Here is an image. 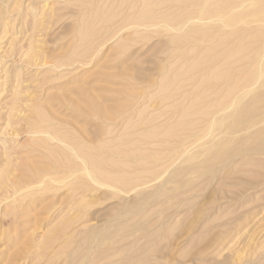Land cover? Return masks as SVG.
<instances>
[{
	"label": "rangeland",
	"instance_id": "obj_1",
	"mask_svg": "<svg viewBox=\"0 0 264 264\" xmlns=\"http://www.w3.org/2000/svg\"><path fill=\"white\" fill-rule=\"evenodd\" d=\"M132 1L0 0V264H264V154L229 158L232 147L264 141V117L257 133L206 128L215 111L226 115L229 98L220 100L233 78L246 87L254 54L233 64L231 79L219 57L204 64L237 39L261 46L263 35L225 33L217 14L228 11L206 13L205 0ZM250 2L228 9L252 24L249 31L264 30L249 17ZM215 71L229 76L210 78ZM192 106L210 117L186 118ZM61 138L88 152L78 154L97 182ZM212 140L218 146L205 151ZM59 155L69 156L67 165L56 164ZM240 157L245 164H236Z\"/></svg>",
	"mask_w": 264,
	"mask_h": 264
},
{
	"label": "bare ground",
	"instance_id": "obj_2",
	"mask_svg": "<svg viewBox=\"0 0 264 264\" xmlns=\"http://www.w3.org/2000/svg\"><path fill=\"white\" fill-rule=\"evenodd\" d=\"M140 1H147V0H140ZM210 1L211 0H205V3H204V7L206 8V13L208 12L209 14H212V13H210L211 11H215V9L216 10H219V9H217L216 7H221V8H224V9H226L228 12H223V13H221V14H217V17H218V19H220V24L222 25V26H224V32L225 33H230L231 35H232V37H238V38H244L245 36H257V35H263V37H260V38H262L263 39V45H261V46H256V45H253L251 42H247V43H249V45L248 44H244V46L243 45H241V44H239L238 46L236 45V41L238 40H236L235 41V39H233L235 42H234V44L231 46V49L228 51V52H224L223 53V50L222 49H219V55H214L212 58L210 57L208 60H206V61H204V64H208L209 65V63H212L215 59H217L218 60V57L220 58V60H222V61H224V62H227V64L229 65L228 66V68H229V73H230V79L233 77V76H231V71H233V64L234 63H236V62H239V61H241L242 59H244L245 57H247L248 59H249V57H248V55H253L254 56V60H252L253 62H250V63H252V65H251V68H250V70H249V74H250V78H249V80L246 82V87H242V85L241 84H239L238 82L239 81H236L235 80V78H233V81H231L229 84H228V87L226 88V90L224 91V93H223V96H224V98H221L222 100H220V101H224L225 100V96L227 97V98H229V102H225V103H223V107H222V110L223 111H225V113H226V115L225 116H223V117H219V115H218V113L217 112H219V110H217V111H215L214 113H213V115H212V117H210V112L207 110V109H194V106H192V108H191V110H187V112H186V114H187V117H186V114H185V116L183 117V119L186 117V118H188V115H193V114H200V115H203V116H206V117H210V119H209V121L207 122V126H206V128H207V134H211L212 133V131L214 130V128H215V126H218V125H223V126H225V128L224 129H226V130H229V132H236V131H239V130H243V131H251V132H253L254 131V133H257V129L255 128V125L257 124V122H258V117H261V119H263V117H264V30H262V27L259 29V28H257V30L258 31H256V28L254 29V31L255 32H253V29H252V31H249V29L251 28V26H252V24H250V25H248V20H245V19H243V18H245L244 16H235V15H233V14H231V12L233 11V10H230V9H228V6L230 5V3L231 2H234V1H236V0H222L220 3H217V5L215 4V7H213L212 5H210ZM135 0H134V2L132 1V3H134V5H135ZM137 2H138V0H137ZM138 4V3H137ZM190 4V3H189ZM188 4V5H189ZM192 5H194L193 3H191ZM256 4V7L255 8H253L254 9V11L252 12V14L251 15H249V17H252L253 18V20L255 21V22H259V23H261V22H263L264 23V0H262L261 1V3H260V0H251V2H250V5L252 6H254ZM155 5H158L157 3L155 4ZM155 5H153V7H155ZM238 5L239 6H242V3L240 2V3H238ZM151 6V5H150ZM150 6H148V7H150ZM142 7H144V6H142ZM150 8H152V7H150ZM149 8V9H150ZM202 6H201V9H200V16H201V12L203 11L202 10ZM146 9V8H145ZM155 10H157V9H155ZM160 11V10H159ZM164 13V12H163ZM205 13V14H206ZM143 14V13H142ZM162 14V13H161ZM168 14H170V13H168ZM204 14V15H205ZM171 15V14H170ZM162 16H164V14H162L160 17H162ZM157 17V16H156ZM202 17H203V15H202ZM149 18V17H148ZM125 19V18H124ZM157 19V18H156ZM197 19H201V18H197ZM148 20H150V19H148ZM161 20V19H160ZM165 21H167V20H165ZM251 22H252V20H250ZM240 23L239 25H237V23ZM250 22V23H251ZM169 27L167 28L168 30H173L176 26L175 25H173V24H167ZM256 25H257V23H256ZM264 28V27H263ZM211 31V30H210ZM116 33V32H115ZM210 33H212V31L210 32ZM210 35V34H209ZM212 35V34H211ZM210 35V36H211ZM224 35V34H223ZM222 39L224 40V38L223 37H221L220 39H219V44L221 43V47H224V45H223V42H222ZM216 40H218V39H215V41ZM232 40V41H233ZM235 45V46H234ZM243 49V50H242ZM241 50H242V52H241ZM251 53H253V54H251ZM32 54H34V53H31V56H32ZM30 55V54H29ZM35 55V54H34ZM33 55V56H34ZM37 55V54H36ZM38 57V56H37ZM37 57H36V59H37ZM31 58V57H30ZM34 59H35V56L33 57ZM32 58V59H33ZM33 59V60H34ZM203 62H200L199 64H196V65H194V66H192L191 67V69L192 68H194V67H198L197 65H201ZM216 64L217 63H213V64H211L210 66L212 67H210L211 69H213V67H215L216 66ZM218 65V64H217ZM198 70V69H197ZM210 70V69H209ZM208 70V71H209ZM216 72V71H215ZM213 72L212 73V75H211V77L210 78H213V79H215V80H219V77H225V78H228V76H229V74L228 73H226V72H222V73H218V72ZM204 77H206V73H205V76ZM203 78V77H202ZM204 79H206V78H204ZM207 79H209V76H208V78ZM229 79V80H230ZM227 81V80H226ZM219 85V84H218ZM217 85V86H218ZM226 86V85H225ZM261 87L262 89H261V91L260 92H255L254 94H252L251 95V97L249 98V100H247V101H245L244 100V98H245V96L247 95V94H249V93H251V90H254V88L255 87ZM217 88V87H216ZM219 89V88H218ZM204 97V96H203ZM199 98H201V97H199ZM195 100H200V99H198V97H196L195 98ZM217 100H218V98H217ZM212 101V100H211ZM219 101V100H218ZM218 102L219 104H217L218 106H219V108L222 106V102ZM214 102H215V100H214ZM98 103V102H97ZM212 103V102H211ZM99 104V103H98ZM216 105V106H217ZM209 106V105H208ZM100 107H102V106H100ZM206 107V106H205ZM104 109V110H103ZM99 110V109H98ZM103 110V112H105L106 110H105V108L103 107V108H101V110H100V112ZM45 113V112H44ZM44 113H42V114H44ZM106 113V112H105ZM46 114V113H45ZM227 114H229V115H227ZM40 115H41V113H40ZM38 116L39 117V120H40V118H45L46 119V116L45 115H42V117L41 116ZM262 115V116H261ZM105 117V116H104ZM45 119H43V120H41L40 122H44V120ZM182 119V120H183ZM194 119H196V118H194ZM226 121V122H225ZM261 121V120H260ZM225 122V123H224ZM181 123V121L180 122H178V124H180ZM223 123V124H222ZM263 123H264V120H263ZM127 124V123H126ZM175 124V123H174ZM178 124H176V125H178ZM225 124V125H224ZM174 126V125H172V124H169L168 126ZM181 125V124H180ZM31 126V125H30ZM126 126V125H125ZM132 127V126H131ZM134 127V126H133ZM157 127V126H156ZM156 127H150L151 129H152V131H155L156 129ZM256 129H254V128ZM33 128H34V125L32 126V130H33ZM36 128H39V127H36ZM35 128V129H36ZM130 128V127H129ZM251 128H253V129H251ZM158 129V128H157ZM160 129H162V127H160ZM251 129V130H250ZM131 130V129H130ZM107 131H108V129L105 131L106 133H107ZM111 131H113V130H111ZM109 132V133H112V132ZM137 131V130H136ZM147 131H150V130H147ZM157 131V130H156ZM167 132V133H171V132H173V127H167V129H164V132ZM264 131V130H263ZM100 133V131H97V133ZM146 132V131H145ZM164 132H162V131H159L158 130V133H161V134H163V135H165L166 133H164ZM260 132V131H259ZM46 133H47V131H46ZM133 133H135V131L133 132ZM137 133V132H136ZM143 133V132H142ZM154 133V132H153ZM47 134H49V132L47 133ZM87 134V133H86ZM105 134V133H104ZM247 134H248V132H247ZM251 135H252V133H250ZM263 134V133H262ZM84 135H85V133H84ZM94 135V134H93ZM111 135V134H110ZM136 135V134H135ZM141 135H144V133L143 134H141ZM251 135H248V137L249 136H251ZM107 136V135H106ZM138 136H140V135H138ZM264 136V135H263ZM85 137H86V135H85ZM259 136L257 135V138H258ZM262 137V136H261ZM260 137V138H261ZM81 138V137H80ZM91 138V137H90ZM108 138H109V135H108ZM263 138V137H262ZM63 138H61V139H59V141L60 142H62L64 145H66V147H68V149H69V151L73 154V155H75V157H78V158H80V164H78L79 163V159H78V161H72V162H75L77 165H80V170H81V172L82 173H84V174H86L87 176H89L92 180H94V181H96L97 180V171H93V170H95V169H92L91 168V166L89 167L88 166V163L86 162V159L85 158H83V157H81L78 153H80V151L82 150H79V149H75L72 145H73V142H71L72 143V145L71 144H69V141L68 142H66L67 140H62ZM66 139V138H65ZM245 139V138H244ZM253 139V138H252ZM264 139V138H263ZM57 140V139H56ZM250 140V139H249ZM248 140V141H249ZM109 141V140H108ZM209 141V140H208ZM207 141V142H208ZM225 141V143H226V141H229V139L227 138V139H225L224 140ZM234 141V140H233ZM247 141V143L250 145V143H252L249 147H247V143L245 144V146H244V148H242V149H240L239 148V150H237V151H234L233 150V148H235V147H232V152H234L232 155L231 154H229L230 155V157L229 158H231V157H233V156H235V154H237L238 155V153L239 152H244L247 156H253V154L254 153H257V154H259V155H257V157H255L256 159L255 160H258L257 158H259L260 157V155L261 154H264V151H262V153H261V150L262 149H264L263 147H264V141H257L256 139L254 140V141H250V143ZM102 142V141H101ZM230 142V141H229ZM100 143V142H99ZM99 143H97V144H99ZM103 143V142H102ZM223 144V142H222V144H223V146H221V149L224 151V152H226L227 153V149H228V145L227 144ZM75 145L74 146H78V143L77 142H75L74 143ZM81 144V143H80ZM92 144V143H91ZM105 144V143H104ZM215 144H216V142H215V140H212V141H210V142H208V143H206V145L207 146H204L203 148H204V150L205 151H207V150H209V149H212L214 146H215ZM219 144V143H218ZM243 144H244V142H243ZM82 145V144H81ZM80 145V146H81ZM85 145V147L86 146H88L89 145V143H88V145L85 143L84 144ZM90 146V145H89ZM105 146V145H104ZM203 146V145H202ZM201 146V147H202ZM216 146H218L217 144H216ZM240 146H242V144L240 145ZM239 146V147H240ZM82 147V146H81ZM91 147V146H90ZM88 148L87 150L88 151H91V149L93 148V147H91V148ZM101 147H102V144H101ZM220 147V146H219ZM104 148V147H103ZM112 148V150H113V146L111 147ZM110 148V149H111ZM229 148H230V146H229ZM236 148H238V147H236ZM64 150H65V148H63ZM83 149H85V148H83ZM130 149H131V147H130ZM134 149V148H133ZM187 149H188V147H187ZM187 149L185 148L184 149V152L182 153L183 155L185 154L186 155V153L187 152H189V151H187ZM245 149V150H244ZM98 150V149H97ZM105 150V149H104ZM125 150V149H124ZM132 150V149H131ZM217 150V149H216ZM230 150V149H229ZM230 150V151H231ZM244 150V151H243ZM247 150V151H246ZM63 151V150H62ZM83 151H85V150H83ZM109 151V150H108ZM116 152H117V150H115ZM114 151V152H115ZM119 151V150H118ZM133 151V150H132ZM135 151H137V150H135ZM221 151V150H220ZM59 152H61V151H59ZM58 152V153H59ZM67 153H68V151H66ZM66 152H64L65 154H66ZM70 152H69V155H70ZM95 152L96 151H94V155H96L95 154ZM101 152H103V151H101ZM121 152V151H120ZM157 152V151H156ZM232 152H229V153H232ZM260 152V153H259ZM58 153H56L57 155H58ZM63 153V154H64ZM83 153H85V152H81L80 154H83ZM86 153H88V152H86ZM86 153L85 154H83V155H86ZM89 153H91V157H93V153L92 152H89ZM96 153H98V152H96ZM104 153V152H103ZM111 153H113V151H111ZM130 155H131V153L132 152H128ZM127 153V154H128ZM133 153H134V151H133ZM132 153V154H133ZM213 153L215 154V155H217L214 151H213ZM218 153V152H217ZM253 153V154H252ZM63 154H61V155H63ZM100 154V153H99ZM128 154V155H129ZM157 154H158V152H157ZM228 154V153H227ZM240 154V153H239ZM61 155H59L58 157H57V159L55 160V162H56V164L59 166V164L63 167V165H65L67 162H68V158H69V156H68V158L66 159L65 158V161H63L64 159H63V157H64V155H63V157L61 156ZM67 155V154H66ZM65 155V157H67ZM113 155H114V153H113ZM113 155L111 154V156L113 157ZM117 155H119V154H117ZM127 155V156H128ZM130 155L128 156V157H130ZM182 155V156H183ZM236 155V156H237ZM242 155H243V153H242ZM241 155V156H242ZM62 158H61V157ZM97 156V155H96ZM120 156H122V155H119V157H116V158H120ZM227 156V155H226ZM245 156V155H244ZM254 156H256V154L254 155ZM253 156V157H254ZM53 157H56V156H54L53 155ZM70 157H71V155H70ZM101 157V156H100ZM111 157V158H112ZM217 157V156H216ZM216 157H214L213 155L211 156V158H210V160H209V164H210V162H212L211 160H214V158H216ZM251 157H248V159L249 158H251ZM60 158H61V160H60ZM87 158H88V156H87ZM114 158V157H113ZM115 158V160H117ZM223 158H224V156H223ZM237 158V157H236ZM244 158V157H243ZM247 158V157H246ZM261 159V162H263L262 161V158L264 159V157L262 156V157H260ZM60 161H59V160ZM77 159V158H76ZM94 159V158H93ZM96 159V158H95ZM220 159H221V157H220ZM247 159V160H248ZM66 160H67V162H66ZM70 160H72V159H70ZM101 160H102V158H101ZM119 160V159H118ZM129 160V162H130V160H131V158L130 159H128ZM222 160H224V159H222ZM233 160V159H232ZM237 160V159H236ZM240 160H242V162H243V159H241V157H240V159L238 160V162L240 161ZM251 160H253V158L251 159ZM53 161H54V159H53ZM93 161V160H92ZM91 161V162H92ZM95 161V160H94ZM97 161H98V159H97ZM125 161V160H124ZM124 161H122V163H119V164H122L123 165V162ZM215 161V160H214ZM221 161V160H220ZM229 161H231V160H229ZM249 162H250V160H248ZM254 161V160H253ZM71 161H69V165L71 166V164L72 163H70ZM78 162V163H77ZM99 162H100V160H99ZM126 162H127V160H126ZM129 162H128V166H129ZM131 162H132V160H131ZM235 162V161H234ZM238 162H236V164H240V165H242V163H241V161H240V163H238ZM75 163H73L74 165H75ZM118 163V162H117ZM117 163H116V165H117ZM233 163V162H232ZM244 163V162H243ZM246 163H247V161H246ZM55 164V165H56ZM63 164V165H62ZM131 165H132V163H130ZM208 164V165H209ZM245 164V163H244ZM256 164V163H255ZM255 164H254V166H255ZM263 165H264V163H262ZM67 165V164H66ZM68 165V166H69ZM73 165V166H74ZM225 165V164H224ZM227 165V164H226ZM229 165H231V164H229ZM233 165V164H232ZM239 165V166H240ZM251 165H252V163H251ZM257 165H258V163H257ZM95 166H96V164H95ZM117 166H121V165H117ZM216 166V165H215ZM218 166V165H217ZM237 166V165H236ZM238 166V167H239ZM259 166H261V164H259ZM57 167V166H56ZM60 167V166H59ZM114 167V166H113ZM122 167V169L121 170H117V171H123L124 169H123V166H121ZM125 167H127L126 166V164H125V166H124V168ZM129 167H131V166H129ZM209 167V166H208ZM212 167V166H211ZM232 167V166H231ZM262 167V169L261 170H263L264 171V166H261ZM71 168H73L72 166H71ZM214 168V167H213ZM219 168V167H218ZM248 168H249V166H248ZM256 168H258L259 169V167L257 166ZM255 168V170L257 171V169ZM100 169V168H99ZM251 169V168H250ZM79 170V171H80ZM102 170V169H101ZM126 170V169H125ZM236 170V169H235ZM237 170H239V169H237ZM252 170V169H251ZM260 169H259V171L260 172H262ZM115 171V170H114ZM244 171V170H243ZM252 171H254V170H252ZM259 171H258V174H259V176H261L260 175V173H259ZM80 172V173H81ZM205 172V171H204ZM247 172V171H246ZM246 172H244V173H246ZM255 172V171H254ZM74 174V173H73ZM72 174V175H73ZM242 174H243V172H242ZM242 174H240V175H242ZM250 175H251V173H249ZM262 174V173H261ZM52 175V174H51ZM50 176V175H49ZM56 176V175H55ZM52 177V179L53 178H56V177ZM74 176V175H73ZM247 176V175H246ZM245 176V177H246ZM249 176V175H248ZM247 176V177H248ZM252 176H255V175H252ZM252 176H250V177H252ZM257 176V175H256ZM48 177V176H47ZM244 177V176H243ZM246 177V179H249V177L247 178ZM258 177V176H257ZM264 176L262 175L261 176V178H263ZM50 178V177H49ZM242 178V177H241ZM255 179H256V177H254ZM254 178H252V181L254 180ZM238 179V178H237ZM259 179H260V177H259ZM259 179L257 178L256 180L257 181H254L255 183L256 182H258L259 181ZM55 180V179H54ZM99 180V179H98ZM130 180V179H129ZM262 179H260V181H261ZM127 181V180H126ZM97 182V181H96ZM254 182H252V184H255ZM15 183H17V182H14V184ZM23 183V182H22ZM30 183H32V182H30ZM35 183H37V182H35ZM41 183V182H40ZM48 183V182H47ZM58 183V182H57ZM60 183H62V182H60ZM162 183V182H161ZM4 184V183H3ZM29 184V183H28ZM28 184H27V186H28ZM44 184V183H43ZM45 184H46V182H45ZM67 184V183H66ZM70 184V183H69ZM69 184H67V185H69ZM71 184H73V183H71ZM103 184V183H102ZM105 185H108V186H110V187H112V188H115L114 187V185H109L108 183H104ZM24 185H26V184H24ZM75 185H76V183H75ZM74 185V186H75ZM256 185V184H255ZM17 186H23V185H17ZM30 186V185H29ZM160 186V185H159ZM162 186H163V184H162ZM161 186V187H162ZM165 187V186H164ZM256 187V186H255ZM22 188V187H21ZM21 188H19V189H21ZM26 188V187H25ZM72 188H74V187H72ZM76 188V187H75ZM118 190V189H117ZM160 190V189H159ZM74 191V190H73ZM164 191V190H163ZM236 196H237V193H236ZM72 198V197H71ZM72 200V199H71ZM74 202V201H73ZM72 202V204H74ZM70 203H71V201H70ZM71 206V205H70ZM73 206V205H72ZM72 208V207H71ZM70 209V208H69ZM72 220V219H71ZM207 221V220H206ZM72 222H73V220H72ZM205 223V222H204ZM203 223V224H204ZM70 224H71V221H70ZM205 225V224H204ZM206 225H207V223H206ZM205 225V226H206ZM71 226V225H70ZM73 227H75V226H73ZM10 228V227H9ZM76 228H77V226H76ZM76 230V229H75ZM72 232V231H71ZM116 254H117V252H115ZM157 255V254H156ZM123 261H124V259H123ZM139 261V260H138ZM141 262V261H140ZM142 263V262H141ZM156 263V262H155Z\"/></svg>",
	"mask_w": 264,
	"mask_h": 264
}]
</instances>
